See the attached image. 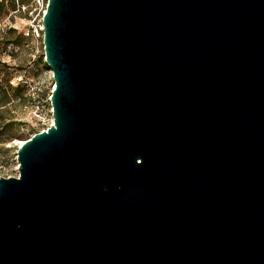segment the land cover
I'll return each instance as SVG.
<instances>
[{
    "label": "water",
    "instance_id": "water-1",
    "mask_svg": "<svg viewBox=\"0 0 264 264\" xmlns=\"http://www.w3.org/2000/svg\"><path fill=\"white\" fill-rule=\"evenodd\" d=\"M52 123L0 177V264H264V0H47Z\"/></svg>",
    "mask_w": 264,
    "mask_h": 264
},
{
    "label": "rangeland",
    "instance_id": "rangeland-1",
    "mask_svg": "<svg viewBox=\"0 0 264 264\" xmlns=\"http://www.w3.org/2000/svg\"><path fill=\"white\" fill-rule=\"evenodd\" d=\"M0 1V125H4L0 132V177H8L18 175V140L51 122L48 94L53 78L45 63L41 13L29 18L31 14L18 7V1ZM29 1L23 0V4ZM9 27L15 30L12 35L6 34ZM6 39L17 44L3 42Z\"/></svg>",
    "mask_w": 264,
    "mask_h": 264
},
{
    "label": "built area",
    "instance_id": "built-area-1",
    "mask_svg": "<svg viewBox=\"0 0 264 264\" xmlns=\"http://www.w3.org/2000/svg\"><path fill=\"white\" fill-rule=\"evenodd\" d=\"M46 4H47V0H30V3L27 4V5H21V9L22 10H27L28 13H30L31 15H28V17H32V15H36V14H39L41 13V16H43L44 12H45V8H46ZM42 29H43V25H42V18H41V24H40V30L42 32ZM54 85H52V88H53ZM50 88V90L52 89ZM50 96L48 95V98ZM50 102V100H49ZM51 106V105H50ZM51 112H52V107H51ZM52 118H51V122L50 124L52 123ZM49 124V125H50ZM48 125V126H49ZM47 126V127H48ZM42 130V129H41ZM17 176V175H16Z\"/></svg>",
    "mask_w": 264,
    "mask_h": 264
},
{
    "label": "trees",
    "instance_id": "trees-1",
    "mask_svg": "<svg viewBox=\"0 0 264 264\" xmlns=\"http://www.w3.org/2000/svg\"><path fill=\"white\" fill-rule=\"evenodd\" d=\"M16 1H18L17 2V4H18V7L20 6L21 7V5H25V4H23V0H16ZM19 2H21V4H19ZM2 3V1H0V4ZM29 3H30V1H29ZM18 10H19V8H18ZM15 30L14 29H12L11 27H9V28H7V30H6V34H13V32H14ZM4 37H2V39H3ZM7 38V37H6ZM3 42H5V43H15V44H17V41H15V40H13V39H6V40H4ZM8 84H9V82H7ZM49 95V94H48ZM3 128H4V125H0V132H2L3 131Z\"/></svg>",
    "mask_w": 264,
    "mask_h": 264
},
{
    "label": "bare ground",
    "instance_id": "bare-ground-1",
    "mask_svg": "<svg viewBox=\"0 0 264 264\" xmlns=\"http://www.w3.org/2000/svg\"><path fill=\"white\" fill-rule=\"evenodd\" d=\"M53 84H54V82H53ZM52 84V85H53ZM52 85H51V87H52ZM24 142V140H18V145H19V143H23ZM17 163H18V161H17ZM18 165H19V163H18ZM18 167V166H17ZM17 169V171H18V168H16Z\"/></svg>",
    "mask_w": 264,
    "mask_h": 264
}]
</instances>
